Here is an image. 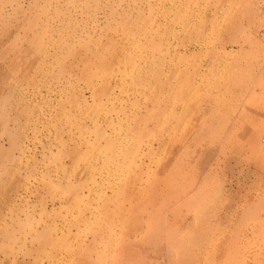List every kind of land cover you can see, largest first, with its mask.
<instances>
[{"label": "rangeland", "instance_id": "1", "mask_svg": "<svg viewBox=\"0 0 264 264\" xmlns=\"http://www.w3.org/2000/svg\"><path fill=\"white\" fill-rule=\"evenodd\" d=\"M251 134L264 150V0H0V264H211L221 231L264 264V163L230 149ZM195 179L192 206L155 196ZM140 215L178 247L122 236Z\"/></svg>", "mask_w": 264, "mask_h": 264}, {"label": "bare ground", "instance_id": "2", "mask_svg": "<svg viewBox=\"0 0 264 264\" xmlns=\"http://www.w3.org/2000/svg\"><path fill=\"white\" fill-rule=\"evenodd\" d=\"M26 39V38H25ZM28 46V45H27ZM26 48V47H25ZM26 51H27V48H26ZM28 52V51H27ZM32 56V55H31ZM33 56H34V54H33ZM36 58V57H35ZM32 60V59H31ZM31 60H30V62H31ZM33 66V65H32ZM87 70V69H86ZM26 77V76H25ZM262 77V76H261ZM36 80V79H35ZM31 81V80H30ZM252 102V101H251ZM250 103V102H249ZM3 104V103H2ZM1 104V105H2ZM16 134V133H15ZM15 134L14 135H12V134H10V136H14L15 137ZM16 135H19V134H16ZM229 138H231V137H229ZM235 138V137H234ZM10 140V142L11 141H13L11 138L9 139ZM248 140H249V144L250 145H248V147L247 148H245V145H243L241 142H238V141H234L233 140V144H232V146H230V149H232V150H234L235 152H243V153H246V151H249V153L250 154H247L248 156H249V158L251 157V158H253L254 160H255V163L257 164L258 163V165L260 164V163H264V150H263V148H261L260 146H259V144H258V134H251V135H249V137H248ZM237 142V143H236ZM12 143V142H11ZM10 144V143H9ZM219 149V148H218ZM233 151V152H234ZM246 155V154H245ZM235 155H232V157H234ZM169 164H171V163H169ZM161 165V164H160ZM170 166V165H169ZM261 166V165H260ZM259 166V167H260ZM144 167V166H143ZM173 168V167H172ZM159 171V170H158ZM157 171V172H158ZM170 172V171H169ZM137 173H138V171H137ZM175 173V172H174ZM160 175V174H159ZM163 175V174H162ZM178 175V174H177ZM176 175V176H177ZM176 178V177H175ZM196 178V177H195ZM192 179V178H191ZM159 181V180H158ZM187 182V181H186ZM196 179L195 180H193V181H191L190 183H188L186 186H180V185H178V184H176V185H168V186H165L164 188H160V189H155V190H157V193H155V192H153V193H155V196L156 195H158L159 194V196H163V195H165V194H168V193H171V192H175V194H173L172 196V202H170V206L171 205H173V207H175V208H183L184 206H192L193 205V203L194 202H196V201H198L200 198L198 197V196H200V194L202 193V192H204L205 191V186L203 187H200L198 184V187L196 188ZM48 186V185H47ZM55 186V185H54ZM94 187H96V186H94ZM110 187V189H111V192H112V194L111 195H113L114 197H115V199H117V198H119V197H121L122 195L125 197L126 196V198H125V200L127 199L128 201V203L129 204H131L129 201L131 200L132 201V197H139L140 196V194H141V192H143V188H145V187H143L142 186V184H141V182H136V183H133L130 187H128V185H126V186H123L121 189L120 188H118L117 190L115 189L116 187H119V186H117L116 185V183L115 184H113V185H110L109 186ZM57 188V187H56ZM100 188V187H99ZM98 188V189H99ZM147 188V187H146ZM196 188V189H195ZM98 189H96V190H98ZM152 190H153V187H152ZM154 190V191H155ZM209 190V189H208ZM95 191V190H94ZM149 192V191H148ZM147 192V193H148ZM150 193V192H149ZM204 195H206L205 193H204ZM219 195V194H218ZM122 196V197H123ZM220 196V195H219ZM107 197H112V196H107ZM123 197V198H124ZM148 197V196H147ZM150 197V196H149ZM152 197V196H151ZM140 198V197H139ZM149 199V198H148ZM205 199V198H204ZM159 200V199H158ZM157 200V201H158ZM168 200V199H167ZM202 200V199H201ZM200 200V201H201ZM216 200V199H215ZM124 201V200H123ZM125 202V201H124ZM139 203L141 202L140 200L138 201ZM138 202H136V203H138ZM152 202L153 201H151V206H152ZM169 202V201H168ZM168 202H166V203H168ZM202 202V201H201ZM260 202V201H259ZM121 202H119L118 203V206L117 207H115L116 208V211H117V213H118V211H119V213H121V212H123V213H125L124 212V210H123V208L121 207L122 205L120 204ZM263 203V202H262ZM159 204V203H158ZM198 204V203H197ZM166 205V204H165ZM196 205V204H195ZM225 205H226V203H225V201H221V202H219V204H218V208L219 209H221V208H223V207H225ZM259 205V204H258ZM264 205V204H263ZM116 206V205H115ZM150 206V205H149ZM155 206H157V205H155ZM199 206V205H198ZM206 205H205V202H203V204L202 205H200L199 206V213H197V218H199L200 217V215L201 214H203V213H206V207H205ZM213 206V205H212ZM123 207H124V205H123ZM130 207V206H129ZM153 207V206H152ZM167 207H169V206H167ZM194 207V206H193ZM197 207V206H196ZM120 208V209H119ZM198 208V207H197ZM213 208V207H212ZM217 208V211H215V212H219V209ZM150 209V208H149ZM194 209V208H193ZM235 209H237V208H235ZM260 209V208H259ZM141 210H142V208H141ZM148 210V209H147ZM146 210V211H147ZM154 210V209H153ZM157 210V209H156ZM161 210V209H160ZM171 210H172V208H171ZM175 210V209H174ZM198 210V209H197ZM247 210H249V209H247ZM129 211H130V208H129ZM138 211H139V209H138ZM158 211V210H157ZM177 211V210H176ZM175 211V212H176ZM193 211V210H192ZM235 211V210H234ZM253 211H255V210H253ZM258 211V210H257ZM150 212H152V211H150ZM150 212H149V214H150ZM154 212V211H153ZM163 212V211H162ZM165 212V211H164ZM129 213V212H128ZM137 213V212H136ZM148 213V212H147ZM167 213V212H166ZM170 213H171V211H170ZM178 213V212H177ZM255 213V212H254ZM125 214H127V213H125ZM161 214V213H160ZM235 213L234 212H232L231 213V215H234ZM108 215V214H107ZM128 215H130V213L128 214ZM143 215V214H142ZM142 215H140V217L138 218V219H136V220H131L129 217H127V216H123V218H121V220H120V223H121V225L123 226V234H122V236H129V235H132V236H134V239L135 240H141V241H145V242H150L151 240H157V238L160 240V239H167L168 241H169V243H170V245H172V247L173 248H177L178 246V243H177V237H176V234H174L173 232H171V231H169V230H165V229H163V230H161L160 229V231H158V234H152V233H150L149 232V230H148V226H150L153 222L155 223V221L154 220H152L151 219V217H149V218H144ZM229 216V222L228 223H231L233 220H232V216ZM163 218V217H162ZM164 218H166V217H164ZM163 218V219H164ZM217 218V217H216ZM216 218H215V220L211 223H209V221H210V219H209V217H207V219H206V223L207 224H209V225H211V226H214L215 224V221H216ZM117 220V219H116ZM197 221V223L198 224H201L200 222H199V219H196ZM117 222V221H116ZM129 222H134L133 224L134 225H132V227H131V229L133 230V233L132 232H129V229H127V225H128V223ZM181 222L182 223H185L186 221H185V219L183 218L182 220H181ZM109 223V222H108ZM158 223H160V220H158ZM256 223H258V222H256ZM255 223V224H256ZM156 224V223H155ZM166 224H167V222H166ZM181 224V223H180ZM191 224V223H190ZM238 224H240V223H238ZM168 225H169V223H168ZM241 225V224H240ZM261 225H263L262 223H261ZM240 228V227H239ZM108 229V228H107ZM170 229V228H169ZM233 229V228H232ZM237 229H235V230H233V231H236ZM128 231V232H127ZM131 231V230H130ZM34 232V231H33ZM242 232V231H241ZM94 235V234H93ZM130 237V236H129ZM94 239H95V237H94ZM113 239V238H112ZM198 239V238H197ZM99 240L100 241H103L104 240V238L103 237H99ZM138 241H136V242H138ZM93 242V241H92ZM140 242V241H139ZM208 242L213 246V249H215V247L216 246H219L221 249L222 248H225V247H228L229 249H230V252L227 254V252H225L226 254H224V253H220V254H218L217 255V259L216 260H213V259H211V264H223L224 263V261L225 260H227V262H228V264H237V251H236V247H237V244H238V242H237V233H234V237H233V239H231V241L230 242H227V241H225L224 240V238H223V232L221 231L220 232V235H218V236H216V237H214V238H212L211 237V239H208ZM139 244H141V243H139ZM126 245V244H125ZM124 245V246H125ZM113 246H114V244H113ZM123 246V245H122ZM133 246V245H132ZM132 246H130V247H132ZM165 246V245H164ZM212 246H211V248H212ZM126 247V246H125ZM125 247L124 248H121V255H122V257H126V255L127 256H129V257H127V259L124 261L123 259H125V258H121L122 259V261H124V263L123 264H135V262L134 261H136V260H132L131 258V253H130V248L129 249H125ZM134 247V246H133ZM118 248H119V245H118ZM119 248V249H120ZM128 248V247H127ZM138 248H140V247H138ZM156 248V247H155ZM101 249H103V248H101ZM117 249V248H116ZM194 249L195 250H197V249H199V247L198 246H195L194 245ZM264 249V248H263ZM176 251V250H175ZM219 252V251H218ZM133 253V252H132ZM134 253H136L135 251H134ZM133 253V255L135 256V254ZM214 254H216V253H214ZM229 255V256H228ZM114 256V255H113ZM133 256V257H134ZM115 257H117V256H115ZM120 257V256H119ZM110 259V258H109ZM111 260V259H110ZM116 260V259H115ZM114 260V261H115ZM243 260V259H242ZM118 261H119V258H118ZM264 261V260H263ZM114 263H116V261L114 262ZM120 263H121V261H120ZM119 263V264H120ZM99 264H103L102 263V261H100L99 262ZM117 264V263H116ZM122 264V263H121ZM137 264V263H136Z\"/></svg>", "mask_w": 264, "mask_h": 264}]
</instances>
